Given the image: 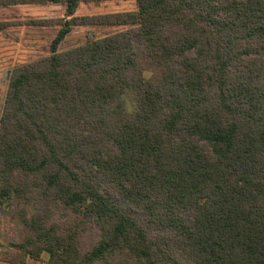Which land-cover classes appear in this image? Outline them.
Here are the masks:
<instances>
[{
	"label": "trees",
	"instance_id": "obj_1",
	"mask_svg": "<svg viewBox=\"0 0 264 264\" xmlns=\"http://www.w3.org/2000/svg\"><path fill=\"white\" fill-rule=\"evenodd\" d=\"M15 1L68 18L28 20L59 26L50 54L8 70L5 261L264 264V0ZM90 25L125 29L61 50Z\"/></svg>",
	"mask_w": 264,
	"mask_h": 264
},
{
	"label": "rangeland",
	"instance_id": "obj_2",
	"mask_svg": "<svg viewBox=\"0 0 264 264\" xmlns=\"http://www.w3.org/2000/svg\"><path fill=\"white\" fill-rule=\"evenodd\" d=\"M64 7L63 9L58 7H37L34 9V7L23 6L11 9L7 13L9 16H14L17 21H15L16 24L12 32L0 33V114L7 90L8 70L19 64L49 55L50 44L59 29V26L49 28L20 26L18 18H27L28 15L68 18ZM136 8V0H90L79 5L77 14L98 15ZM123 29L125 27L105 25L75 26L60 48L61 50L68 49L85 42L88 38H101ZM20 199L23 200L24 196H21ZM96 238L97 226L93 225L85 235L88 246L92 245ZM19 239L20 233L16 225L9 218H4L0 227V264H11L5 261L4 256L7 253L15 252L12 242ZM26 261V264H51L46 260V257L43 259L27 258Z\"/></svg>",
	"mask_w": 264,
	"mask_h": 264
},
{
	"label": "crops",
	"instance_id": "obj_3",
	"mask_svg": "<svg viewBox=\"0 0 264 264\" xmlns=\"http://www.w3.org/2000/svg\"><path fill=\"white\" fill-rule=\"evenodd\" d=\"M23 6H28V7H58L63 9L64 5L61 3H56V2H45V3H30V2H23V3H16L15 0H0V33H8V32H12L14 29V25L16 24L15 21L16 18L14 16H9L7 13H9V11H11V9H16V7H23ZM65 9V7H64ZM14 11V10H12ZM7 14V15H6ZM66 14V13H65ZM27 18H18L20 21L18 22V24L20 26H26V27H30L33 28L31 25L27 24L28 20L31 19H41V18H58V17H50V16H33V15H28L26 16ZM10 28V29H9ZM41 28H49V27H41Z\"/></svg>",
	"mask_w": 264,
	"mask_h": 264
}]
</instances>
